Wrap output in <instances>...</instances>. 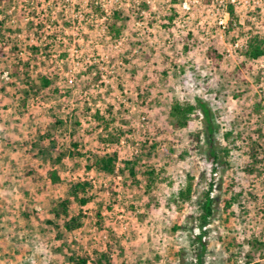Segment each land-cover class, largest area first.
<instances>
[{"label": "rangeland", "instance_id": "obj_1", "mask_svg": "<svg viewBox=\"0 0 264 264\" xmlns=\"http://www.w3.org/2000/svg\"><path fill=\"white\" fill-rule=\"evenodd\" d=\"M143 2L0 0V50L6 43L0 52V264H73L57 251L63 242L79 256L110 252L113 264H196L194 230L211 184L216 203L204 264H264V57L251 61L245 47L233 48L256 34L264 38V0L237 6L226 29L220 21L227 0H187L190 10L185 0H150L147 8ZM170 15L167 32L160 20ZM213 43L224 57L218 70L206 55ZM42 77L53 82L50 89L42 88ZM148 89L150 99L138 103ZM176 99L202 100L212 110L218 164L209 158L199 111L186 128L171 121ZM97 112L105 122L96 120ZM47 132L58 151L41 139ZM107 133L119 137L117 147L103 143ZM73 143L85 157L68 155ZM60 153L65 157L56 164ZM106 153L118 155L114 175L87 170L95 155ZM138 156L139 182L147 167L158 174L152 195L121 173ZM29 168L44 180L33 182ZM53 171L57 186L49 182ZM190 180L191 199L182 201L176 196ZM85 181L92 187L79 198L90 202L81 206L70 185ZM65 200L69 217L81 215L83 222L70 233L62 226L66 217L53 213Z\"/></svg>", "mask_w": 264, "mask_h": 264}, {"label": "trees", "instance_id": "obj_2", "mask_svg": "<svg viewBox=\"0 0 264 264\" xmlns=\"http://www.w3.org/2000/svg\"><path fill=\"white\" fill-rule=\"evenodd\" d=\"M142 8H147V5L145 2L142 4ZM99 11L98 9H96ZM228 11L230 13L231 18L234 19L235 17V10L233 5L228 6ZM22 15L25 16L26 11L24 8L21 10ZM4 14V11L0 9V16ZM116 19H120L119 13H114ZM173 20V15L165 16L160 20V23L162 27L167 31H171V23ZM4 20L0 23V29L3 27ZM232 26V24H231ZM114 30V29H113ZM114 37H118L120 35V30L114 31L113 33ZM191 35V34H190ZM188 36V40L191 39V36ZM4 46L1 47V54L3 49L6 46V43L3 44ZM17 50V49H16ZM35 52H39V46H34L32 48ZM184 50L186 52L190 51V47L188 46L187 42L184 43ZM207 58L212 62L213 69L218 70L220 68V65L223 61V54L220 53V50L218 48L217 43H213L210 48L207 51ZM245 56L248 60L256 61L262 57H264V38L261 37L259 34H256L254 36H250L247 42V47L245 51ZM26 67H30V63H26ZM41 84L42 88L44 89H50L53 85V82L47 78L42 77L41 78ZM58 91V90H56ZM152 95L151 89H148L144 91L143 94H140L138 97V103L145 104V102L150 99ZM152 101V100H151ZM154 101V100H153ZM259 108L262 107L261 104L257 105ZM199 111L203 117V123L205 125V132H207L209 143H210V152H209V158L212 160L214 164H218L220 161V157L218 153L215 150L214 147V136L218 131V126L216 125L214 121V115L210 107L202 100H197L196 104L188 103V102H181L180 100H175L169 110V117L172 122H174L175 126L177 128H186L190 125L191 122V115L195 112ZM95 118L98 121L105 122V118L101 115L100 112H97L95 114ZM56 125L58 126H64V123L62 121H57ZM80 123L76 122L75 128L79 126ZM109 128V127H107ZM108 132V129H106ZM77 133L76 129H73V132L71 134L72 141L75 140V134ZM106 140H103V143H106L107 145L113 146L116 145V147L119 145V137L117 135H114L112 133H107ZM195 140L200 143L201 141V133H197L193 135ZM42 140H49L51 144V148L54 151H58V147L55 145L56 140L53 138V135L51 133L41 134ZM252 144V142L250 143ZM72 150L69 151L68 155L72 158L79 157H85L84 154H81L77 152L78 144L73 143L72 144ZM152 149H155L153 146ZM254 150V153L252 154V158L254 161H257L258 154L256 153V150ZM43 151L40 152L42 154ZM63 157H65L64 154L60 153L59 156L55 159V163H61L63 160ZM94 162L91 163V165L87 166L88 171H95L98 174H106V175H114L117 171V164H118V155L117 153L110 154H101V155H95L93 157ZM88 161H91L90 159ZM141 161L140 156H138L135 160H126L125 167L121 170V173H125L126 171L129 172L130 177L134 179L135 183L139 184L140 186H144L145 193L147 195H152L154 191V186L156 182L159 180L158 174L156 173L155 169L152 167H147L144 170H141L140 174L143 176L142 181H138L137 177L138 174L136 173V169L139 166ZM27 177H31L32 181L35 183L42 182L44 178L39 174V172L34 168H29L26 172ZM60 177L56 171L50 172V185L51 186H57L60 183ZM92 187L90 182H77L70 185V195L79 201L81 206L87 205L90 200L89 198H79V194H86L88 189ZM214 189V185L211 184L209 187L208 192L204 194V200L200 204V216H199V227L201 230V234L196 236L195 240L197 243L200 244V248L198 249V253L195 255L196 264H204L203 258L206 252V245L204 243L203 238L206 235V232H203V228L205 226H208L210 224V221L212 217L214 216V205L216 203V199L212 197V191ZM193 192V180H190L187 184L186 189L181 190L178 192L177 198L181 199L182 201H187L191 199V195ZM70 203V200H65L58 204V207H61V211L59 208H53L54 216L57 219H60L62 215L66 217L63 222V227L66 232H73L77 229H80L83 226L81 215L78 216H72L69 217L68 214V204ZM232 205V201H229L227 204V209H229ZM51 223V222H48ZM53 224V223H51ZM179 229V228H177ZM59 237L63 238V234H58ZM60 238V239H61ZM58 252L66 251L68 254V257L70 261L73 262V264H113V260L111 259L110 252L108 253H102L99 256H96L95 258H91L89 255L85 256H79L74 251H72L70 248H67L66 243H62L61 247L58 248Z\"/></svg>", "mask_w": 264, "mask_h": 264}, {"label": "built area", "instance_id": "obj_3", "mask_svg": "<svg viewBox=\"0 0 264 264\" xmlns=\"http://www.w3.org/2000/svg\"><path fill=\"white\" fill-rule=\"evenodd\" d=\"M146 3H148V4H150L151 2H150V0H146ZM255 0H227V5L229 6V5H233L234 6V10L237 8V6H247V7H250L251 5H255ZM226 5V7H225V10H224V19H222L221 21H220V25L221 26H223V28L224 29H226L227 28V26H228V24L232 21L231 19V16H230V13H229V11H228V6ZM183 8L184 9H187V10H190L191 9V4L190 3H188L187 2V0H185V2L183 3ZM107 14H109V10L108 9H105L104 10ZM106 14V15H107ZM106 15L104 16V19L106 18ZM229 21V22H228ZM247 42L248 41H246L245 43H243V44H241V42L240 41H238V42H236L235 44H234V47L233 48H235V49H239V47H247ZM240 45H242V46H240ZM185 179H186V177L185 176H182L181 177V180L178 182V184H176V189H180V185L182 186L183 184H184V182H185ZM179 185V186H178ZM171 196V194H169L168 195V197H170ZM212 197H213V194H212ZM209 226H210V224L208 225V226H205L204 228H203V232H207L208 231V229H209ZM195 231V233H196V236H198V235H200L202 232H201V230H200V227L199 226H197L196 227V229L194 230ZM180 234V232L178 233V235ZM205 237L203 238V240L205 241Z\"/></svg>", "mask_w": 264, "mask_h": 264}]
</instances>
